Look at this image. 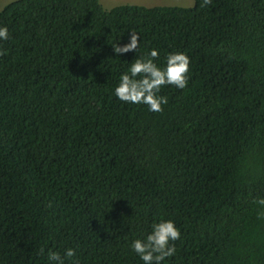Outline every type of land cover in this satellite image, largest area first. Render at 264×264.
<instances>
[{
  "label": "trees",
  "instance_id": "trees-1",
  "mask_svg": "<svg viewBox=\"0 0 264 264\" xmlns=\"http://www.w3.org/2000/svg\"><path fill=\"white\" fill-rule=\"evenodd\" d=\"M0 24V264H144L160 219L181 233L162 264H264V0H0ZM152 48L189 58L159 112L113 94Z\"/></svg>",
  "mask_w": 264,
  "mask_h": 264
},
{
  "label": "clouds",
  "instance_id": "clouds-1",
  "mask_svg": "<svg viewBox=\"0 0 264 264\" xmlns=\"http://www.w3.org/2000/svg\"><path fill=\"white\" fill-rule=\"evenodd\" d=\"M152 7V6H146ZM126 43L112 46L114 54L135 51L138 47L139 36L136 32H129ZM9 37L6 25L0 24V40ZM159 55V50L152 48L146 55H141L131 61L128 68L119 75L118 83L114 86L113 94L121 101L131 104H144L149 111L159 112L161 106L167 103L165 96L158 95L161 86L172 85L177 89H184L188 81L189 58L184 52H169L163 67L153 58ZM264 204V199L258 201ZM142 237L135 238L130 243L134 251L144 264H162L166 258L175 252L174 241L180 238V229L171 219H160L150 225ZM43 251V249L41 250ZM75 249H64L63 255L57 251L47 252L48 264H65V260L75 257ZM74 264H79L76 260Z\"/></svg>",
  "mask_w": 264,
  "mask_h": 264
},
{
  "label": "rangeland",
  "instance_id": "rangeland-1",
  "mask_svg": "<svg viewBox=\"0 0 264 264\" xmlns=\"http://www.w3.org/2000/svg\"><path fill=\"white\" fill-rule=\"evenodd\" d=\"M10 0H4L7 3ZM104 9L110 10L117 5L129 4L140 6H180L191 7L193 0H99ZM187 3H190L187 5Z\"/></svg>",
  "mask_w": 264,
  "mask_h": 264
}]
</instances>
